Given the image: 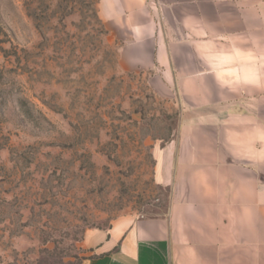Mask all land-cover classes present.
I'll return each mask as SVG.
<instances>
[{"label":"rangeland","instance_id":"rangeland-1","mask_svg":"<svg viewBox=\"0 0 264 264\" xmlns=\"http://www.w3.org/2000/svg\"><path fill=\"white\" fill-rule=\"evenodd\" d=\"M98 2L0 0V264H80L87 229L167 209L153 153L180 106Z\"/></svg>","mask_w":264,"mask_h":264},{"label":"crops","instance_id":"crops-1","mask_svg":"<svg viewBox=\"0 0 264 264\" xmlns=\"http://www.w3.org/2000/svg\"><path fill=\"white\" fill-rule=\"evenodd\" d=\"M122 61L180 106L154 149L163 213L89 228L80 264H264V0H99Z\"/></svg>","mask_w":264,"mask_h":264}]
</instances>
